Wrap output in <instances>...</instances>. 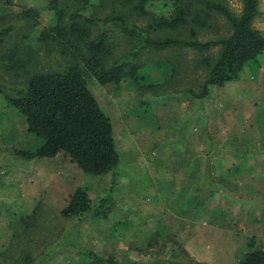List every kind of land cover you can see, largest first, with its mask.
Instances as JSON below:
<instances>
[{"label":"rangeland","instance_id":"obj_1","mask_svg":"<svg viewBox=\"0 0 264 264\" xmlns=\"http://www.w3.org/2000/svg\"><path fill=\"white\" fill-rule=\"evenodd\" d=\"M227 2L241 13V0ZM73 5L69 15L77 9L75 1ZM51 6V0L0 3V29L14 27L0 46V84L22 88L28 73L61 71L75 62L111 117L121 154L113 203L106 208V219L88 217L81 222V241L102 256H128L145 263L163 260L176 248L179 261L185 264H237L251 238L257 239L256 247L264 248V55L257 72L248 67L239 81L198 99L190 91L199 94L208 73L199 56L191 50L171 49L144 50L134 58L139 40L112 26L106 30L115 44L114 58L139 62L143 72H150L163 85L153 90L128 83L102 86L81 58L75 59L72 52L64 55L63 47L41 39L42 32L57 22ZM148 7L163 11L156 3ZM112 9L110 2L91 0L82 13L100 17ZM29 10L37 16H26ZM129 22L140 30L148 25L137 15ZM225 25L219 21L214 30L201 32L199 40L226 34ZM255 27L264 34V0ZM102 28L92 26V34ZM14 49L19 65L9 60ZM218 51L215 48L207 56L213 58ZM169 63L178 71L164 80L160 69L169 70ZM39 145V139L28 133L24 118L0 95V254L20 219L38 204L40 218L46 217L49 226H58L63 233L80 221L59 217L77 188L89 190L94 209L112 189L111 174L85 175L62 156L28 162L14 151ZM236 167L239 173L227 174ZM64 235L41 246L32 261L17 253L18 262L12 264H91L74 249L66 248L72 253L61 248Z\"/></svg>","mask_w":264,"mask_h":264},{"label":"trees","instance_id":"obj_2","mask_svg":"<svg viewBox=\"0 0 264 264\" xmlns=\"http://www.w3.org/2000/svg\"><path fill=\"white\" fill-rule=\"evenodd\" d=\"M74 1L77 9L69 15L68 8L74 7ZM99 1L110 2L113 5L112 12L100 17L95 14L86 16L82 12L91 4V0H73L70 4L64 0H51V9L55 11L57 22L55 26L42 32L41 39L63 47L64 55L72 52L75 59L81 58L87 70L102 86L128 83L153 90L158 85H163L157 84L150 72H143V66L139 62L114 58L115 44L106 30L112 26L120 29L126 36L139 40L140 47L132 55L134 58L144 50L171 49L191 50L199 56L208 73L200 93L190 91L198 99L209 97L214 88H224L239 81L248 67L257 72L261 56L264 55V34L255 27V21L261 15V0H241L240 14L230 8L227 0ZM152 3L161 5L163 11L156 13L157 11L149 8L148 5ZM33 11H25L24 14L35 18L37 12ZM133 15L147 20V27L142 30L137 25L131 27L129 18ZM221 20L226 22V34L207 41L199 40L201 32L214 30ZM94 25H99L104 30L102 28L94 35L91 30ZM13 32V26L0 29V46ZM215 48H219L218 54L213 58L207 56ZM17 58L18 50L14 49L9 60L14 65H19L21 61ZM169 65V70L167 67L160 69L164 80L178 71L172 63ZM84 72L80 65L72 62L62 66L61 71L28 73L30 76L27 85L22 88L8 89L0 84V95L24 118L28 133L40 141L36 149H15L20 158L30 162L62 156L85 175L113 176L109 195L96 209L93 208L89 190L79 187L71 196L68 206L59 212L60 218L80 220L63 229L65 235L63 241L60 240L61 248L68 252L72 251L66 248L74 249L77 255L83 256L91 264H185L179 261L180 253L176 248L171 249L169 256L163 260L145 263L128 256H102L81 241V222L88 217H108L106 208L113 203L112 192L117 185L121 168V154L113 121L90 90ZM143 74H149V77ZM148 81L151 85H146ZM236 172L239 173V168L231 169L227 174L235 175ZM36 207L31 214L20 219L7 250L4 249L0 254V264L17 263L18 255H25L26 259L32 261V256L41 246L52 244L57 237H63L58 226L53 228L45 222L46 217L40 218L41 204ZM256 242L257 239L251 238L237 264H264V248L256 247ZM15 243L19 249L15 247Z\"/></svg>","mask_w":264,"mask_h":264}]
</instances>
